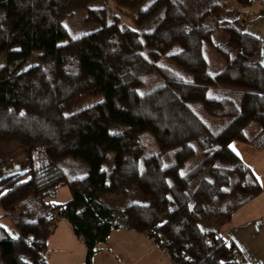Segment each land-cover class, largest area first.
Instances as JSON below:
<instances>
[{"label":"trees","instance_id":"1","mask_svg":"<svg viewBox=\"0 0 264 264\" xmlns=\"http://www.w3.org/2000/svg\"><path fill=\"white\" fill-rule=\"evenodd\" d=\"M195 7L0 0V144H19L30 163L0 179V264H48L53 214L83 240L84 264L122 225L151 237L171 264L244 263L224 229L263 189L232 144L264 134V66L245 20L222 18L229 3ZM79 11L97 28L74 36L65 22ZM64 187L71 200L54 203ZM132 193L145 202L103 201Z\"/></svg>","mask_w":264,"mask_h":264},{"label":"crops","instance_id":"2","mask_svg":"<svg viewBox=\"0 0 264 264\" xmlns=\"http://www.w3.org/2000/svg\"><path fill=\"white\" fill-rule=\"evenodd\" d=\"M242 14L245 16L244 33L258 43V58L264 66V8L253 7L251 12L244 11ZM240 149L246 154V159L244 155L236 152L252 169L263 190L233 215L224 229V236L236 245L245 264H264V134L253 144H243ZM10 150L16 152L12 155L16 163L14 170L7 175L26 172L30 168L28 153L17 144L0 145V153L5 151L0 154V160L3 154H10ZM48 249L50 253L45 256L48 264H84L86 261V246L83 240L76 236L67 220L62 221L59 229L50 234ZM69 256L71 260H68ZM168 262L171 264L166 252L151 237L130 230L124 225L111 233L92 260V264H167Z\"/></svg>","mask_w":264,"mask_h":264},{"label":"rangeland","instance_id":"3","mask_svg":"<svg viewBox=\"0 0 264 264\" xmlns=\"http://www.w3.org/2000/svg\"><path fill=\"white\" fill-rule=\"evenodd\" d=\"M190 11H192L194 14L197 15V9L195 7V1L196 0H180ZM227 3H229L230 7L227 8L226 10H224L222 18L225 20H235L237 18L243 20V18L245 17L242 13H244V11H252V8L254 7H261L264 8V0H255V2H253L250 6L248 7H241L239 6L235 0H225ZM110 8L112 9V12L120 18L121 22L125 25H128L132 28H136L133 24V20L131 15L127 14V12H121L119 11L113 2L110 1ZM85 16H86V12L84 11H79L77 12L71 19L67 20L65 22L66 27L70 30V32L72 33V35L74 36H78L84 33H88L91 32L93 30H95L97 28L96 25L93 24H89L86 22L85 20ZM244 53V50L241 52V54ZM5 61L0 58V65L4 64ZM100 91L99 92H93L89 95H85L83 97H81L80 99H78L75 104H73V106H80V105H87L89 103L95 102L100 100ZM75 101V100H73ZM71 101V102H73ZM0 145H10V144H0ZM13 145V144H11ZM19 147L20 145L17 144ZM243 144L238 143V142H234L232 144V147L234 148L235 151L241 153L242 155H244L245 159H246V154H243V152L241 151V146ZM22 148V147H21ZM23 149V148H22ZM25 150V149H23ZM11 151V150H10ZM13 151V150H12ZM10 152L7 154H3L4 156H2L1 160H0V179L3 178L4 176H6L9 173H11L14 169V164L16 163V160L13 159L12 155H14L16 152ZM15 151V150H14ZM1 153H5V151H2ZM0 153V154H1ZM113 161H114V155L111 154L110 155V159L109 162L105 165V168L107 170H109L111 168V166L113 165ZM132 196H128V197H115V196H107L105 198H103L104 203L111 205L117 209H123L124 207L128 206L129 204L132 203H144L145 199L143 197H141V195H136L135 193L131 194ZM72 196H71V191L68 187H64L61 188L57 191V194L54 198V203L56 204H64L66 202H68L69 200H71ZM0 215H2V211H0ZM1 225L6 227L9 231H14L15 225L13 224V222L11 221V219L9 217L3 218L1 220ZM50 253V250L48 249V252L46 255H48ZM71 260V256L68 257V260ZM166 262V261H165ZM167 264H170L169 262Z\"/></svg>","mask_w":264,"mask_h":264},{"label":"built area","instance_id":"4","mask_svg":"<svg viewBox=\"0 0 264 264\" xmlns=\"http://www.w3.org/2000/svg\"><path fill=\"white\" fill-rule=\"evenodd\" d=\"M50 218H51V225L49 226V233L53 234L59 229L61 222L66 220V219L59 217V215H57V214L51 215Z\"/></svg>","mask_w":264,"mask_h":264}]
</instances>
